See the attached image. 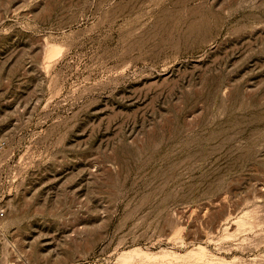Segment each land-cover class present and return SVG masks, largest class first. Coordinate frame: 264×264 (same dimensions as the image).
<instances>
[{
  "label": "rangeland",
  "instance_id": "374dc122",
  "mask_svg": "<svg viewBox=\"0 0 264 264\" xmlns=\"http://www.w3.org/2000/svg\"><path fill=\"white\" fill-rule=\"evenodd\" d=\"M1 211L0 264H264V0H0Z\"/></svg>",
  "mask_w": 264,
  "mask_h": 264
},
{
  "label": "bare ground",
  "instance_id": "6f19581e",
  "mask_svg": "<svg viewBox=\"0 0 264 264\" xmlns=\"http://www.w3.org/2000/svg\"><path fill=\"white\" fill-rule=\"evenodd\" d=\"M56 49V48H55ZM133 250L130 252H128V251H126V252H123V253H121V255L119 256V258H118V261H125V260H127V259H129V255L131 254V253H137V254H139V253H142V254H147L148 256L150 255L151 256V253L150 254H148L147 252L145 253V251H140V249L139 248H132ZM144 252V253H143ZM170 252V251H169ZM154 256V255H153ZM152 257V256H151ZM131 258V257H130ZM131 260V259H130ZM127 262V261H126ZM122 263V262H121ZM152 263H154V262H152ZM151 264V263H150ZM155 264V263H154ZM188 264V263H187ZM190 264V263H189Z\"/></svg>",
  "mask_w": 264,
  "mask_h": 264
},
{
  "label": "built area",
  "instance_id": "2783aa9c",
  "mask_svg": "<svg viewBox=\"0 0 264 264\" xmlns=\"http://www.w3.org/2000/svg\"><path fill=\"white\" fill-rule=\"evenodd\" d=\"M3 215H4V212H3V211H1V212H0V216H3Z\"/></svg>",
  "mask_w": 264,
  "mask_h": 264
}]
</instances>
